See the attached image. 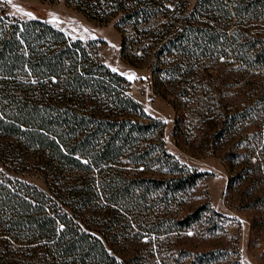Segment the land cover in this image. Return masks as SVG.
Instances as JSON below:
<instances>
[{
	"label": "trees",
	"instance_id": "trees-1",
	"mask_svg": "<svg viewBox=\"0 0 264 264\" xmlns=\"http://www.w3.org/2000/svg\"><path fill=\"white\" fill-rule=\"evenodd\" d=\"M64 1L103 21L118 14L119 50L146 59L156 91L171 95L173 134L185 110L191 129L218 137L264 110V88L243 86L264 73V0ZM96 41L0 10V161L45 184L0 170V264H122L103 240L123 227L162 233L211 211L206 200L181 214L169 207L204 172L164 148L161 121L126 93ZM258 143L243 172L264 171L261 146L250 159ZM167 217L174 226L163 225Z\"/></svg>",
	"mask_w": 264,
	"mask_h": 264
},
{
	"label": "rangeland",
	"instance_id": "rangeland-1",
	"mask_svg": "<svg viewBox=\"0 0 264 264\" xmlns=\"http://www.w3.org/2000/svg\"><path fill=\"white\" fill-rule=\"evenodd\" d=\"M0 10L13 18H39L71 38L97 40L95 50L99 59L124 76L126 93L144 112L161 121L164 148L179 163L204 172L184 201L169 207L181 214L206 200L211 211H204L186 228L175 227L162 233L143 230L140 236L134 233L135 228L128 230L125 226L118 236L103 240L110 253L122 264H264V171L240 169L245 164L242 157L250 151L252 142L259 143L250 159L260 146L264 153L263 109L259 108L258 114L256 109L251 111L255 115L244 120L230 137L211 136V129L202 124L191 129L192 113L185 110L182 114H187L179 122L180 134H173L175 109L169 101L171 95L156 91L146 59L130 62L119 50L124 26L114 24L117 13L103 21L85 15L64 0H0ZM248 81L243 86L252 83L257 89L264 88V73L252 75ZM0 170L9 178L45 188L35 170H15L1 161ZM171 219L164 218L163 225L174 226ZM202 257L207 261L199 262Z\"/></svg>",
	"mask_w": 264,
	"mask_h": 264
},
{
	"label": "snow or ice",
	"instance_id": "snow-or-ice-1",
	"mask_svg": "<svg viewBox=\"0 0 264 264\" xmlns=\"http://www.w3.org/2000/svg\"><path fill=\"white\" fill-rule=\"evenodd\" d=\"M10 2V0H9ZM29 16H31V13H28ZM133 77L132 76H129V79H132Z\"/></svg>",
	"mask_w": 264,
	"mask_h": 264
}]
</instances>
